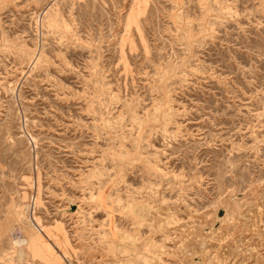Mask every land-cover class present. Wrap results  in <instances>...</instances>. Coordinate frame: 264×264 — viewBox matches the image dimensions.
I'll use <instances>...</instances> for the list:
<instances>
[{"label": "rangeland", "instance_id": "obj_1", "mask_svg": "<svg viewBox=\"0 0 264 264\" xmlns=\"http://www.w3.org/2000/svg\"><path fill=\"white\" fill-rule=\"evenodd\" d=\"M0 264H264V0H0Z\"/></svg>", "mask_w": 264, "mask_h": 264}, {"label": "bare ground", "instance_id": "obj_2", "mask_svg": "<svg viewBox=\"0 0 264 264\" xmlns=\"http://www.w3.org/2000/svg\"><path fill=\"white\" fill-rule=\"evenodd\" d=\"M24 240H21V242H23ZM19 241H16V243H18ZM21 250V249H20ZM19 251V250H18ZM22 251H19V253L21 254Z\"/></svg>", "mask_w": 264, "mask_h": 264}]
</instances>
